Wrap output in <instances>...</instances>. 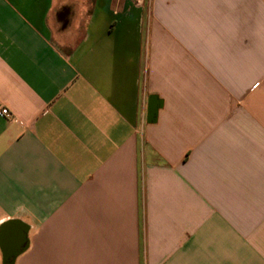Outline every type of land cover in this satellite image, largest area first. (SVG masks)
<instances>
[{
  "label": "crops",
  "instance_id": "obj_1",
  "mask_svg": "<svg viewBox=\"0 0 264 264\" xmlns=\"http://www.w3.org/2000/svg\"><path fill=\"white\" fill-rule=\"evenodd\" d=\"M0 108V264H264V0H0Z\"/></svg>",
  "mask_w": 264,
  "mask_h": 264
},
{
  "label": "built area",
  "instance_id": "obj_2",
  "mask_svg": "<svg viewBox=\"0 0 264 264\" xmlns=\"http://www.w3.org/2000/svg\"><path fill=\"white\" fill-rule=\"evenodd\" d=\"M0 114L3 118L10 117V111L8 109L0 108Z\"/></svg>",
  "mask_w": 264,
  "mask_h": 264
},
{
  "label": "water",
  "instance_id": "obj_3",
  "mask_svg": "<svg viewBox=\"0 0 264 264\" xmlns=\"http://www.w3.org/2000/svg\"><path fill=\"white\" fill-rule=\"evenodd\" d=\"M11 232H12V229L11 228H9V229H7V230H5V235H9L10 236V234H11Z\"/></svg>",
  "mask_w": 264,
  "mask_h": 264
}]
</instances>
